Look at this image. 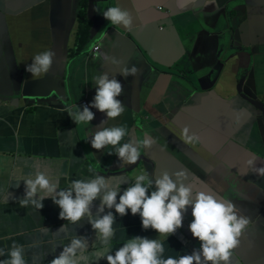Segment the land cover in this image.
<instances>
[{
    "label": "crops",
    "instance_id": "1",
    "mask_svg": "<svg viewBox=\"0 0 264 264\" xmlns=\"http://www.w3.org/2000/svg\"><path fill=\"white\" fill-rule=\"evenodd\" d=\"M82 1L0 0V250L6 253L15 243L24 247L27 264H50L73 235L88 238L82 264H95L93 254L101 250L88 221L61 220L51 199L40 210L22 208L20 176L44 172L66 189L95 175L114 178L116 185L120 177L132 183L141 172L167 171L184 172L194 191L235 203L250 223L232 264H264V177L247 166L254 159L264 167V0H87L89 40L73 55ZM117 4L131 14V28L103 17ZM96 45L94 54H85ZM44 51L55 53L54 63L49 73L33 78L26 66ZM103 54L118 63L105 62ZM125 66H135L138 74L125 78ZM102 73L123 85L118 99L125 105L105 126L128 129L122 144L146 136L154 141L140 148L135 164L120 162L112 146L91 147L105 113L91 109L89 125L69 117L68 109L92 103L93 78ZM185 128L198 139L185 142ZM128 186L121 185V194ZM99 204L93 202V214ZM111 211L113 251L135 236L158 238L142 228L138 215ZM191 211L163 241V258L199 248L188 227Z\"/></svg>",
    "mask_w": 264,
    "mask_h": 264
},
{
    "label": "clouds",
    "instance_id": "2",
    "mask_svg": "<svg viewBox=\"0 0 264 264\" xmlns=\"http://www.w3.org/2000/svg\"><path fill=\"white\" fill-rule=\"evenodd\" d=\"M158 7V10H162ZM103 17L112 25L131 28L132 16L127 9L117 4L102 11ZM98 46V45H96ZM93 46L86 55L94 54ZM55 53L44 51L34 55L32 62L27 64L26 71L31 77L38 78L50 72L54 63ZM103 60L111 64L118 62L107 54ZM120 74L127 78L135 77L138 69L133 66L121 68ZM96 94L90 105L78 108L77 105L68 109L69 117L76 124H88L95 118L91 109L105 113L107 119L101 121L92 134L91 147L101 151L106 146H112L120 162L135 164L140 158V148H151L154 141L150 136L142 140L121 143L129 135L125 126L113 125L106 127L108 120H115L125 111V105L118 99L123 94V85L115 78H109L107 73L98 74L93 78ZM185 142L192 143L198 139L183 130ZM112 153H109L111 155ZM247 166L252 172L264 177V167H256L255 160L249 159ZM112 179L95 175L90 179H78L71 182L66 189H61L59 178L55 181L44 172H36L20 176L16 179V187L24 183V196L18 202L22 208L28 206L36 210L43 208V201L51 199L60 209L59 218L69 224L77 225L87 220L95 233L101 250L94 253L95 264L106 260L107 264H232L234 250L240 245L242 234L248 229L249 218L241 214L236 204L231 200L217 198L205 191H194L193 184L187 181L184 172L169 174L167 171L150 176L141 172L135 180L129 183L125 177H120V183L113 185ZM129 186L121 194V185ZM117 197L119 201L117 202ZM99 200V207L93 214V202ZM191 208L192 220L189 231L194 239L199 241V248L190 254L163 258L164 240L174 235L182 227L185 213ZM105 209H108L105 213ZM124 217L130 211L133 216H139L144 230L151 229L158 233L157 239L135 236L129 238L115 251L111 242L115 236L116 216ZM59 256L53 258L50 264H82L88 249V238L73 235L70 242L62 247ZM24 247L13 244L5 253L0 250V256L8 259L0 264H27Z\"/></svg>",
    "mask_w": 264,
    "mask_h": 264
},
{
    "label": "trees",
    "instance_id": "3",
    "mask_svg": "<svg viewBox=\"0 0 264 264\" xmlns=\"http://www.w3.org/2000/svg\"><path fill=\"white\" fill-rule=\"evenodd\" d=\"M87 0H83L79 10V20L80 25L78 26L77 37L75 41L74 48L72 50L73 55H79L80 52L85 48L89 40L90 30L92 28V23L87 18Z\"/></svg>",
    "mask_w": 264,
    "mask_h": 264
},
{
    "label": "built area",
    "instance_id": "4",
    "mask_svg": "<svg viewBox=\"0 0 264 264\" xmlns=\"http://www.w3.org/2000/svg\"><path fill=\"white\" fill-rule=\"evenodd\" d=\"M98 46L94 47V50H97ZM84 105H87L86 102H83Z\"/></svg>",
    "mask_w": 264,
    "mask_h": 264
}]
</instances>
